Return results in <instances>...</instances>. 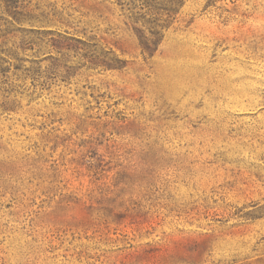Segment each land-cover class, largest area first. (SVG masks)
<instances>
[{
  "label": "rangeland",
  "instance_id": "obj_1",
  "mask_svg": "<svg viewBox=\"0 0 264 264\" xmlns=\"http://www.w3.org/2000/svg\"><path fill=\"white\" fill-rule=\"evenodd\" d=\"M0 264H264V0H0Z\"/></svg>",
  "mask_w": 264,
  "mask_h": 264
}]
</instances>
